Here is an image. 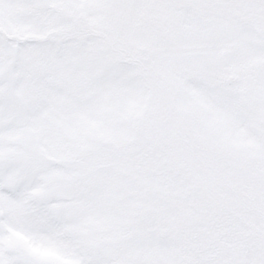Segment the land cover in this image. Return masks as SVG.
Masks as SVG:
<instances>
[{
	"label": "snow or ice",
	"instance_id": "6c2138e0",
	"mask_svg": "<svg viewBox=\"0 0 264 264\" xmlns=\"http://www.w3.org/2000/svg\"><path fill=\"white\" fill-rule=\"evenodd\" d=\"M0 264H264V0H0Z\"/></svg>",
	"mask_w": 264,
	"mask_h": 264
}]
</instances>
